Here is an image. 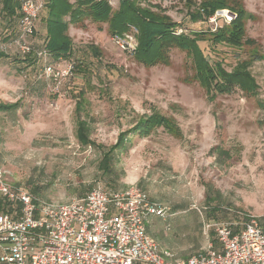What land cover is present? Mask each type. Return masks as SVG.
<instances>
[{"label":"rangeland","instance_id":"1","mask_svg":"<svg viewBox=\"0 0 264 264\" xmlns=\"http://www.w3.org/2000/svg\"><path fill=\"white\" fill-rule=\"evenodd\" d=\"M108 1L118 9L119 0ZM147 1L179 25L178 34L198 33L211 65L221 62L230 73L245 66L253 91L231 88L222 95L214 90L212 99L185 52L174 49L164 63L144 65L114 40L107 25L90 22L69 28L76 65L57 91L44 77L43 66L63 67L71 59L57 62L44 53L45 26L38 20L40 28L29 44L39 61L21 69L14 59L23 55L16 45L10 47L15 28L4 25L0 1V50L9 56L0 60V101L20 104L17 111L0 114V169L12 186L52 202H68L98 185L144 188L168 215L150 220V234L177 259H185L215 243L213 229H207L210 224L231 221L234 215L264 217V0H216L231 10L198 22L190 14H204V2L215 0ZM236 20V45L211 43L214 32ZM126 35L138 46L135 26ZM91 46L98 48V57ZM80 63L85 65L77 68ZM78 89L84 90L79 110ZM154 112L174 120L179 134L156 129L149 137L131 136L114 174L104 173V152L141 116ZM79 118L90 123L96 146L78 143ZM221 150L230 158L221 159ZM206 183L221 193L220 204H207ZM214 208L218 212L212 213Z\"/></svg>","mask_w":264,"mask_h":264},{"label":"built area","instance_id":"2","mask_svg":"<svg viewBox=\"0 0 264 264\" xmlns=\"http://www.w3.org/2000/svg\"><path fill=\"white\" fill-rule=\"evenodd\" d=\"M43 9V2L21 3L10 47L16 45L23 56L32 53L29 40ZM114 40L131 54L136 52L132 36ZM43 69L58 91L73 75L75 63H46ZM0 203V264H264V220L256 217L210 224L207 229H213L215 243L188 259H177L150 235V220L168 215L139 186L116 191L98 185L60 203L39 200L28 189L12 186L0 169Z\"/></svg>","mask_w":264,"mask_h":264},{"label":"trees","instance_id":"3","mask_svg":"<svg viewBox=\"0 0 264 264\" xmlns=\"http://www.w3.org/2000/svg\"><path fill=\"white\" fill-rule=\"evenodd\" d=\"M0 1L1 14L5 22L4 25L8 28L14 26L17 34V20L21 15L20 7L24 0ZM187 2L192 4L194 1L187 0ZM43 3L44 9L42 12L44 14L38 19L39 21L42 18L45 19L46 38L43 51L57 62L70 60L73 56V41L68 34L70 26H85L86 22L107 25L108 33L114 37L123 36L131 26H135L140 33L135 52L140 63L148 66L159 65L165 62V56H169L174 49H178L191 57L196 76L201 84L207 87L210 98L214 99L211 96L214 90L222 93V95L227 94L231 88H241L248 93L253 91L252 76L245 70V66L242 68L236 67L234 69L235 71L230 73L224 68L221 62H216L211 65L205 59L199 46V34H187L185 32L178 34L177 30L179 25L172 22L168 16L155 12L153 5L147 0H119L117 10L113 8L108 0H44ZM204 4L207 5H203L204 8L201 10L204 11V14L200 10L190 14L193 21L208 20L214 17L215 13L219 10H231L227 5H223L220 1L216 0L205 1ZM238 18L240 20L242 15L239 14ZM237 20L229 25H225L221 30L214 32L211 43L216 44V46L224 44L230 45V43L232 46L236 45L240 38V32L235 28ZM11 32L14 33V29ZM1 35L0 33V37ZM91 51L97 57L100 55L98 48L95 46H91ZM38 55L37 53V56L29 54L19 58L16 57L14 61H16V64L21 69H25L35 65L39 61ZM8 57L5 52L0 50V60L8 59ZM70 61L74 62L73 59ZM84 65L80 63L77 68H82ZM74 91H78L75 94L77 110H79L82 99H84V90L78 89ZM260 105L264 109V101L260 102ZM19 107V103L7 104L0 101V114L15 112ZM156 129H162L169 135L179 134L178 126L174 120L159 112H154L151 116H141L134 128L120 133L116 144L104 152L100 168L104 173L112 176L114 174L116 160L129 149L130 137L133 135H138L143 138L149 137ZM91 130V125L87 120L83 118L78 119L76 139L81 146H96L95 142L91 139ZM219 155L224 160L230 158L227 151L221 150ZM204 187L207 204H220L223 199L221 193L211 183H206ZM110 189L116 191L124 190L118 188ZM36 194H38V191ZM216 212H218L217 208H214L212 213ZM226 216L230 218L233 215L229 212ZM233 217L234 219L231 220L235 222L248 220L239 215H234ZM260 219L264 220V217Z\"/></svg>","mask_w":264,"mask_h":264},{"label":"crops","instance_id":"4","mask_svg":"<svg viewBox=\"0 0 264 264\" xmlns=\"http://www.w3.org/2000/svg\"><path fill=\"white\" fill-rule=\"evenodd\" d=\"M34 1H36V2H43L44 0H34ZM44 13V12H43ZM41 22H42V24L45 26V19L44 18H42L41 19ZM40 27L38 26L37 27V31H38V29H39ZM44 32L46 33V28H45V30H44ZM147 191V190H146ZM148 192V191H147ZM151 197V196H150ZM0 208H1V203H0ZM148 230H149V233H150V226H149V228H148ZM151 235V234H150ZM152 236V235H151ZM153 237V236H152ZM154 238V237H153ZM155 239V238H154ZM156 240V239H155ZM159 244V243H158ZM161 247V246H160ZM162 248V247H161ZM162 249H164V248H162ZM164 250H167V249H164Z\"/></svg>","mask_w":264,"mask_h":264},{"label":"water","instance_id":"5","mask_svg":"<svg viewBox=\"0 0 264 264\" xmlns=\"http://www.w3.org/2000/svg\"><path fill=\"white\" fill-rule=\"evenodd\" d=\"M221 13H223V14H224V12H221Z\"/></svg>","mask_w":264,"mask_h":264}]
</instances>
